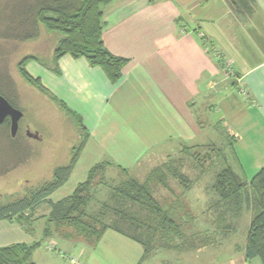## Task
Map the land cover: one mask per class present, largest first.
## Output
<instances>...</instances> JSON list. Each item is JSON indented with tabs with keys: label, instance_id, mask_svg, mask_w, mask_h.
I'll list each match as a JSON object with an SVG mask.
<instances>
[{
	"label": "crops",
	"instance_id": "crops-1",
	"mask_svg": "<svg viewBox=\"0 0 264 264\" xmlns=\"http://www.w3.org/2000/svg\"><path fill=\"white\" fill-rule=\"evenodd\" d=\"M102 9L106 48L128 60L122 78L113 84L86 57L66 54L58 61L60 73L50 71L47 76L44 87L50 94L39 89L54 103L56 99L60 108L63 103L77 115L80 128L88 134L70 178L57 191L72 184L75 176L82 174L83 178L77 179L71 193L53 200L55 191L50 201L72 195L95 166H102L107 185L95 188L89 208L98 213L110 199L112 188L130 178L146 181L154 169L185 148L212 146L223 153L227 145L234 161L230 167L247 181L264 168V0H109ZM246 159L250 164H244ZM209 167H201L189 189L184 187L179 193L194 216L182 227L187 235L210 230L203 223L211 221L214 227L220 214L212 208L224 210L215 189L222 169L210 179ZM145 172L144 178H138L137 174ZM156 190L154 196L167 202L168 196L162 201ZM40 207L23 224L0 220V247L39 244L32 253V264H98L91 254L100 249L106 259L100 258L99 264H116V253L128 249L133 257L128 264H142L159 253L165 255L158 264H176L184 253L212 245L185 252L158 246L145 254L141 243L113 229L108 230L116 233L107 230L96 245L73 230V235L62 236L63 242L47 243L44 240L58 233L59 226L49 222L51 205L45 202ZM254 212L246 203L240 212L230 210V226L244 214L250 225ZM37 223L43 224V233L33 232ZM132 242L143 247L141 257L133 253ZM85 245L93 250L91 259H77L75 252L85 253ZM246 245L247 236L235 245L238 264L257 259L247 262ZM112 256L115 262L110 261Z\"/></svg>",
	"mask_w": 264,
	"mask_h": 264
},
{
	"label": "trees",
	"instance_id": "trees-1",
	"mask_svg": "<svg viewBox=\"0 0 264 264\" xmlns=\"http://www.w3.org/2000/svg\"><path fill=\"white\" fill-rule=\"evenodd\" d=\"M108 1L0 0V37L22 41L36 39L40 36L42 27L50 32H59L61 37L53 50L54 64L46 65L51 71L60 73L58 61L66 54L75 58L86 57L93 66L101 67L110 81L116 84L122 78V70L128 60L111 53L102 39V5ZM30 59L41 61L35 55L27 57L21 63L23 75L41 91L50 94L41 79L33 77L25 69V64ZM55 101L57 102L56 99ZM60 106L70 117H77L63 103ZM87 138L88 134L79 148L72 149L70 162L57 167L50 181L18 200L0 202V220H15L23 224L34 217L43 203L48 202L51 205L49 222H54L59 228L67 227L70 229L68 233L73 230V234L83 237L93 245L101 241L108 229L141 243L145 254L158 246L195 248L210 243L209 235L200 243L188 246L187 240L197 234L187 235L182 230L185 224L194 219L186 203L176 197L163 203L154 196L153 183L161 184L171 191L168 175L179 180L185 176L178 169L171 172L165 164L154 169L144 182L130 178L112 188L110 199L102 203L98 213H91L89 208L94 200L95 188L107 185L102 166H95L87 180L80 183L72 195L58 202L50 201L49 197L70 178ZM188 180V184H185L186 190L191 186V180ZM215 189L224 210H220L214 223H224L225 214L230 210L234 213L240 212L243 203L254 207L255 212L247 234L246 259L250 262L259 258L261 264H264V168L247 181L230 166H226L217 174ZM128 201L136 203L140 207L139 211L146 214L140 216L138 210L132 211L133 213L129 211L125 206ZM38 245L16 243L0 247V264H32L31 256Z\"/></svg>",
	"mask_w": 264,
	"mask_h": 264
},
{
	"label": "rangeland",
	"instance_id": "rangeland-1",
	"mask_svg": "<svg viewBox=\"0 0 264 264\" xmlns=\"http://www.w3.org/2000/svg\"><path fill=\"white\" fill-rule=\"evenodd\" d=\"M60 37L61 33L50 32L43 27L40 36L36 39L22 41L0 37V94L3 93L2 95L6 96L13 105L23 112V117L19 122V129L15 136L11 135L9 125L0 124V193L2 194L0 195V202L18 200L26 194L33 193L44 183L50 181L57 167L70 162L72 149L74 147L75 149L79 148L87 135L80 128L78 116L70 117L56 102L54 103L38 87L28 81L21 70V63L27 57L31 55L37 56L42 63L37 59H30L26 62L25 69L33 77H42L44 80L42 84L46 87L47 76H49L51 71L46 65L54 64L53 50L58 45ZM26 129L38 136L29 137ZM216 136H218L216 141H219L221 139L220 134ZM225 147L226 150L223 149V153L221 149L212 146L185 148L180 153L166 159L164 164L169 167L171 172L178 169L179 173L182 176L185 175L186 178L184 176L182 180H179L168 175L169 188L172 192L161 184L153 183L154 189L157 188L156 191L159 198L161 199L167 195L169 202L174 200L175 197L176 199L181 198L180 190L183 191L185 184L189 182L188 179L191 180V184L192 177L194 178L196 176L195 173L198 174L201 171V167L208 168L210 165L207 178L212 179L217 171L234 164L230 150L227 149V145ZM248 161L246 159L244 164H250ZM248 171L250 172L249 169ZM147 174L145 172L137 175L141 176L138 178H144ZM80 177H82V174L75 176L72 184L69 183L62 190L57 191L53 194L52 199L57 200L71 193L72 186L76 185L77 179ZM181 199L183 200L184 198ZM125 206L131 212L139 211L140 209L136 203L131 201H128ZM212 209L218 213L221 210L218 206ZM145 214L146 212L139 213L140 216ZM223 221L224 223H214V227L213 222H204L203 228L209 227L210 230L201 232L195 237H190L187 240V244L189 246L192 243H200L206 236L210 235L209 242L212 245L202 250L184 253L182 259L180 258L176 264H238L236 259L238 249H236L235 245H241L248 234V214H244L241 218L231 223L235 230L230 226L229 213L225 214V220ZM42 226L43 224L37 223L33 227V232L37 234L43 233ZM68 231L67 227L59 228L58 233L54 232L52 238L49 237L44 241L47 243L60 241L61 243L63 242L62 236L72 234L68 233ZM107 233L116 232L108 230ZM128 243L131 242L128 241ZM132 243L133 253H137V256L141 257L143 247L141 244ZM104 245L106 247L109 246L108 244ZM105 246L102 249H107ZM84 247L86 248L85 253L78 252V250L75 252L77 259L94 258L93 262L98 264L100 258L101 261L106 259V254L100 252L102 251L101 249L92 256L93 250L90 245H85ZM182 248L184 250L188 247H180V249ZM129 251L128 249L116 253L115 257L118 258L117 262L119 263L113 260V256L110 261L116 264L131 263L133 257L128 254ZM182 252H185V250ZM175 253L176 251H173L172 254ZM164 255L163 253H159L157 256L152 254L148 259H144L145 261L142 264H158ZM250 264H261V262L257 258Z\"/></svg>",
	"mask_w": 264,
	"mask_h": 264
},
{
	"label": "water",
	"instance_id": "water-1",
	"mask_svg": "<svg viewBox=\"0 0 264 264\" xmlns=\"http://www.w3.org/2000/svg\"><path fill=\"white\" fill-rule=\"evenodd\" d=\"M7 117L11 119V135L15 136L19 122L23 117V112L18 107H15L4 95L0 94V124H2ZM29 136L37 137L35 133H28Z\"/></svg>",
	"mask_w": 264,
	"mask_h": 264
},
{
	"label": "flooded vegetation",
	"instance_id": "flooded-vegetation-1",
	"mask_svg": "<svg viewBox=\"0 0 264 264\" xmlns=\"http://www.w3.org/2000/svg\"><path fill=\"white\" fill-rule=\"evenodd\" d=\"M2 124H7V125H9V126H10V129H11V119H10V117H7L6 120H5ZM18 129H19V128H18ZM29 132H31V131H29V130L26 129V133H27V135H28ZM28 136H29V135H28ZM29 137L34 138V136H29Z\"/></svg>",
	"mask_w": 264,
	"mask_h": 264
},
{
	"label": "built area",
	"instance_id": "built-area-1",
	"mask_svg": "<svg viewBox=\"0 0 264 264\" xmlns=\"http://www.w3.org/2000/svg\"><path fill=\"white\" fill-rule=\"evenodd\" d=\"M226 66H229L228 63H226Z\"/></svg>",
	"mask_w": 264,
	"mask_h": 264
}]
</instances>
